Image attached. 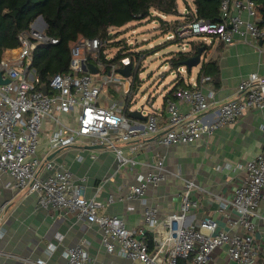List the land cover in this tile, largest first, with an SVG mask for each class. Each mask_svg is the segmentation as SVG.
Listing matches in <instances>:
<instances>
[{"label": "built area", "instance_id": "1", "mask_svg": "<svg viewBox=\"0 0 264 264\" xmlns=\"http://www.w3.org/2000/svg\"><path fill=\"white\" fill-rule=\"evenodd\" d=\"M218 2L217 20L200 18L181 23L173 31L164 33L167 34L165 39L179 44L178 52L184 53L189 51L187 46L193 38L208 37L224 45L238 40L250 41L256 50H264V26L260 25L261 19L256 14L254 1ZM192 11L195 12V9ZM188 13V9H183V18ZM244 13L245 19L242 17ZM152 16L162 20L166 18L157 11H152ZM152 20L156 21L154 18ZM17 40L18 46L8 50L0 60L1 78L8 80L0 85V180L1 175L5 174L10 179L9 186L12 189L36 194L42 208H52L95 224L99 228L100 243L105 251L121 256L132 264H178V260L186 264H210L212 254L222 248H225L228 259L235 264H259L254 233L255 219L260 218L258 207L264 206V149L245 162L244 178L234 188L231 199L219 197L220 212H232L226 215V220L231 229H237L235 232L218 230L217 222L210 217L189 223L197 206L191 193L198 186L195 181L186 179L183 181L179 209L161 221L162 230L157 238L152 239L150 247L146 234L160 224L156 207L144 205L141 225L137 229L128 228L117 215L99 214L98 209L102 204L84 197L83 186L74 180L72 173L67 169L54 168L50 161L37 155V150L43 122L51 119L56 122L58 129L48 138L50 150L68 147L78 139L89 138L92 144L111 149L121 165L130 160L122 155L116 143L157 134L158 117L150 113L145 123L137 124L125 115L123 103L99 105L101 89L120 76L115 64L106 71V64L100 59L106 44L101 39L82 38L77 41L70 49L68 71L50 78L46 94L35 87L31 56L39 44H55L58 40L48 37L43 29L38 30L35 25L19 33ZM137 42L136 39L125 42L123 52L131 51L138 55L140 50L134 49ZM142 57L143 54L138 59L136 56H124L120 63L122 66L131 64L132 69H136ZM89 64L103 70L99 79L90 72L87 67ZM167 67L163 70L170 71L171 68ZM183 67L176 68V74H180ZM126 92L130 93V90ZM237 92L239 95L236 99L215 107L213 120L205 122L203 117L209 110L212 92L204 93L196 84L192 88H178L173 99L165 103L169 128L155 142L165 147L192 144L200 140L203 134H211L217 128L234 124L247 113L264 112V77L257 73L249 74L241 80ZM179 102L189 106L187 113L179 110ZM73 108H78L77 124L75 128H70L56 114L69 113ZM135 149L137 147L132 146L131 152ZM154 168L155 171L140 175L137 183L128 187L122 197L109 195L105 203L112 204L122 199H139L145 203L146 190L157 187L164 180L163 162L158 156ZM42 169L49 171V174L42 177ZM2 211L0 208V216ZM64 258L65 264H85L88 259L86 243L82 241L67 247ZM34 264L46 263L37 259Z\"/></svg>", "mask_w": 264, "mask_h": 264}, {"label": "crops", "instance_id": "2", "mask_svg": "<svg viewBox=\"0 0 264 264\" xmlns=\"http://www.w3.org/2000/svg\"><path fill=\"white\" fill-rule=\"evenodd\" d=\"M183 9L194 10L191 0L190 5L185 1L183 6H178V13L182 16L179 19L183 18ZM242 17L245 19L246 14L244 13ZM169 18L171 21L178 19ZM38 20L42 21L38 18L36 22ZM36 22L33 25H36ZM157 24L158 22L152 19L142 20L132 22L126 28L141 32L143 43H147L142 44L141 47L146 45L148 49L152 45L150 38L156 34L148 31H155ZM43 25L45 26L44 23ZM193 43L204 44L201 46L204 47L201 63L190 70L186 69V74H176L175 68L169 63L170 56L166 60L167 63L159 67L158 73L161 78L170 74L171 79L158 98L148 97L146 105H142L141 110L132 106L133 99L139 91L137 82L133 83V77L126 78L119 73L118 80L108 83L101 89L99 105L123 103V112L133 123H145L150 113H155L158 117L157 134L142 139L135 138L126 143H116L122 150V155L132 162L126 161L120 165L111 149L104 145L92 144L89 138L78 139L75 144L68 147L50 150L48 138L58 129L56 122L51 119L43 122L39 136L37 155L50 161L56 169L69 170L74 180L83 186L84 197L102 204L98 209L99 214L117 215L125 221L128 228L137 229L141 225L144 205L156 207L160 224L155 230L149 231L152 239L157 238L162 230L161 221L179 209L183 181L186 179L195 181L198 186V189H194L191 193V198L197 201V206L191 214L189 223L210 217L217 222L218 230L235 232L237 229H231L226 220V215L232 212L231 210L220 212L219 197L231 199L234 188L244 178L245 162L264 149V112L247 113L234 124L217 128L211 134H203L200 140L192 144H174L165 147L155 142L158 136L169 128L165 103L174 87L183 84L192 88L196 84L204 93L212 92L209 110L203 117L205 122H209L214 118L215 107L237 98L239 95L237 87L242 79L251 73L264 77V50H256L250 41L238 40L224 45L213 37L193 38L187 46L189 51ZM113 47L114 54L108 49L111 46L103 50L107 60L112 59L119 48ZM7 52L9 51L6 50L3 56ZM207 62L212 64L211 76L205 75L201 70L202 65ZM167 65L171 68L170 71L163 70ZM119 69L116 64L117 72ZM96 70L94 75L99 79L103 70ZM127 90H130V93H127ZM171 97L173 98L172 95ZM178 107L182 113L189 111L186 103L179 102ZM56 116L64 125L75 128L78 108H73L69 113H57ZM132 146L137 147L133 152H131ZM156 156L163 162L164 180L157 187H149L146 190L145 203L139 199H122L112 204L105 203L109 195L122 197L128 187L137 183L140 175L155 171ZM47 174H49L47 170L40 171L42 177ZM9 182V177L2 174L0 264H34L37 259L44 260L46 264H65L66 248L82 241L86 243L88 257L85 264H132L121 256L108 254L105 251L100 243L99 228L95 224L71 214L59 213L52 208H42L38 204L36 194L16 191L9 186ZM258 214L260 218L255 219L254 241L258 250V263L264 264L263 205L258 207ZM210 264L235 263L228 259L225 248H222L212 254Z\"/></svg>", "mask_w": 264, "mask_h": 264}, {"label": "trees", "instance_id": "3", "mask_svg": "<svg viewBox=\"0 0 264 264\" xmlns=\"http://www.w3.org/2000/svg\"><path fill=\"white\" fill-rule=\"evenodd\" d=\"M253 1L256 14L261 19L260 25L264 26V0ZM191 2L195 12L188 9L190 13L179 19L182 16L178 13L177 0H0V60L6 50L18 46V34L27 31L38 18H41L45 24L44 34L58 42L48 45L39 44L32 52L31 68L35 72L34 84L37 89L47 85L55 74L68 71L70 49L82 38L101 39L106 44L102 50L111 44L119 47L110 60H107L102 53L100 54V59L106 64V71H108L113 64L122 66L120 63L122 57L136 56L138 59V56L144 53L141 50L138 55L131 51L124 53L125 47L120 48L123 40L116 39L119 31L132 22L154 18L160 25L165 23L164 30L168 33L179 24L194 19L203 18L211 21L218 19V0H191ZM152 11L178 19L168 24L170 26L168 27L166 20L152 16ZM113 30L116 34H112ZM201 46L204 44L193 43L191 51L172 53L173 57L169 59V63L175 69L180 67V63L195 55ZM201 70L205 75L211 76L212 64L204 63ZM139 73L138 64L136 69H131L130 77H133V83L137 81ZM178 86L179 88L190 87L183 84ZM178 86L169 92L167 99H173L171 95L173 96ZM146 240L151 247L152 235L147 233ZM178 264H186V262L178 260Z\"/></svg>", "mask_w": 264, "mask_h": 264}, {"label": "rangeland", "instance_id": "4", "mask_svg": "<svg viewBox=\"0 0 264 264\" xmlns=\"http://www.w3.org/2000/svg\"><path fill=\"white\" fill-rule=\"evenodd\" d=\"M185 1L190 5V0H177L178 6L181 7L185 4ZM171 18L167 17L165 20H167V25L172 24L174 21L170 20ZM158 27L155 28V31L149 30L148 32H151V34H155L150 38V42L152 44V48L146 47V45L142 44H147L143 43L142 38L143 34L139 32L138 30L132 32L133 30H130L132 28H124L119 31V33L116 35L117 39H122L123 44L121 47L125 46L126 43L134 38H136L139 42L135 43V48L136 50H141L143 51V57L140 61V73L138 75L137 79V87L139 89L137 95L134 97L132 106H134L137 110H141L142 105H146V100L148 99L149 96H155L156 98L159 97V94L162 92V89L167 86L168 81L171 79L170 74H166L165 78H161L159 75V70L160 66L163 64L167 63V59L172 56V53L178 52L180 48L178 47L179 44L176 42H171L167 41L165 39V36L167 34L165 33V28L166 25L165 23H162L161 25L158 23ZM43 23L41 20H38L36 22L35 28L38 30H41L43 28ZM168 27H170L168 25ZM115 33V30L112 31V34ZM116 34V33H115ZM124 41L126 43H124ZM142 41V42H141ZM110 53L114 54L115 48L113 45H110ZM145 46V47H144ZM151 46V45H150ZM109 53V54H110ZM156 53V55H154ZM171 58V57H170ZM122 68V66H119ZM183 67V66H182ZM174 72V71H172ZM175 73V72H174ZM186 69L183 67L181 74H186ZM161 83V84H160Z\"/></svg>", "mask_w": 264, "mask_h": 264}, {"label": "water", "instance_id": "5", "mask_svg": "<svg viewBox=\"0 0 264 264\" xmlns=\"http://www.w3.org/2000/svg\"><path fill=\"white\" fill-rule=\"evenodd\" d=\"M203 50H204V47H199L198 50H197V53L195 55L190 56L187 59L183 60L180 63V65L184 66L187 70H190L192 67L198 66L201 63V56H202ZM87 67H88V69L90 70V72L92 74H96L97 70H96L94 65L89 64ZM131 69H132V65L128 64L125 67H123L122 69H119L118 73H120L123 76H125L126 78H128V77L131 76ZM7 82H8L7 79L6 80H2L1 73H0V85L4 84V83H7ZM40 89L42 90V92L44 94H46V90H47L46 85H42L40 87ZM130 115H133V113H130Z\"/></svg>", "mask_w": 264, "mask_h": 264}]
</instances>
